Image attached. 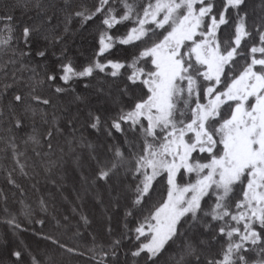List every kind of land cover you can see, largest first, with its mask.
Instances as JSON below:
<instances>
[{
	"label": "snow or ice",
	"instance_id": "1",
	"mask_svg": "<svg viewBox=\"0 0 264 264\" xmlns=\"http://www.w3.org/2000/svg\"><path fill=\"white\" fill-rule=\"evenodd\" d=\"M0 264H264V0H0Z\"/></svg>",
	"mask_w": 264,
	"mask_h": 264
}]
</instances>
